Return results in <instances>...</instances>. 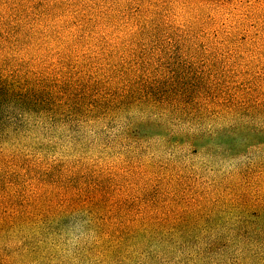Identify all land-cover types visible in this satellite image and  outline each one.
I'll return each mask as SVG.
<instances>
[{"label":"rangeland","instance_id":"374dc122","mask_svg":"<svg viewBox=\"0 0 264 264\" xmlns=\"http://www.w3.org/2000/svg\"><path fill=\"white\" fill-rule=\"evenodd\" d=\"M0 65L87 80L116 68L134 88L145 80L204 81L217 93L264 102V0H0ZM139 113L132 111L143 119ZM127 123L51 129L32 122L12 135L0 145V216L38 194L57 202L80 191L105 209L121 206L128 223L195 228L183 249L174 244L199 251L201 264H264V114L251 118L253 128L222 133L197 151L175 144L164 127L143 123L139 135L122 134ZM85 221L72 217L48 239L35 234L47 259L29 255L26 264H172L179 257L177 249L156 263L142 249L125 262L75 257L92 241ZM16 228L0 231V256L23 264L30 230Z\"/></svg>","mask_w":264,"mask_h":264},{"label":"trees","instance_id":"16d2710c","mask_svg":"<svg viewBox=\"0 0 264 264\" xmlns=\"http://www.w3.org/2000/svg\"><path fill=\"white\" fill-rule=\"evenodd\" d=\"M115 70L120 73L87 80L80 74L59 69L19 73V69L5 70L0 65V145L9 142L12 135H20L21 129L24 132L32 122L53 129L58 124L75 128L85 122L122 118L128 122L122 134L139 135L138 130L144 124L154 130L164 127L175 144L197 151L222 133L253 128L251 118L264 114L262 100L217 93L213 85L204 81L200 85L182 86L176 81L168 86L161 83L150 86L145 80L134 88L126 72ZM136 110L145 117H134L132 111ZM177 126L180 127L177 132L172 130ZM0 188H4L1 178ZM51 197L38 194L19 211L4 210L0 216V231L15 227L30 230L23 233V245L28 250L23 251V264L31 261L29 255L36 260L47 259L41 246L44 240H35V234L48 239L59 234L69 219L81 215L86 218L84 229L91 233L92 241L78 247L75 257L100 258L102 263L125 262L142 249L140 255L156 263L158 255L166 257L177 249L179 257L172 264H201L199 251L186 254L175 246L183 249L195 228L128 223L129 213L121 206L105 209L100 198L86 197L80 191L68 193L57 202ZM86 203L88 208L81 209ZM150 247H155V251ZM8 256H0V264H15L12 255ZM143 262L134 264L147 263Z\"/></svg>","mask_w":264,"mask_h":264}]
</instances>
